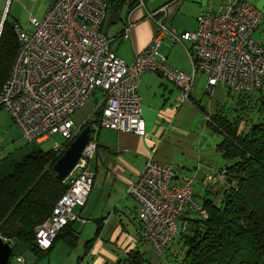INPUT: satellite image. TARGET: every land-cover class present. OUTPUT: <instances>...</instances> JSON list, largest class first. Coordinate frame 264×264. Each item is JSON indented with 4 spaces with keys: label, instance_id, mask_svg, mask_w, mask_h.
<instances>
[{
    "label": "built area",
    "instance_id": "obj_1",
    "mask_svg": "<svg viewBox=\"0 0 264 264\" xmlns=\"http://www.w3.org/2000/svg\"><path fill=\"white\" fill-rule=\"evenodd\" d=\"M135 1L136 8L145 9V19L152 22L154 34L129 64L111 51V40L102 32L106 0H54L43 19L29 17V29L14 28L18 50L0 90V108L8 112L22 138L27 143H43L60 135L63 142L55 141L51 149L60 156L81 126L90 125L81 165L68 178L67 190L50 217L34 229L35 244L41 251L49 250L69 223L84 222L74 209L85 205L92 187L89 163L97 150L96 132L107 129L144 135L138 95L144 73L164 77L180 90V100L185 103L190 102L198 75L206 77L204 92L209 95L219 85L238 96L256 94L264 87V45L254 37L264 16L250 0H209L208 8L197 19V28L181 33L168 27L172 17L168 6L181 0L152 11L145 0ZM131 27L129 24L124 30L123 38ZM166 37L171 39V47L190 42L192 48L185 49L190 72L171 67L159 52ZM95 92L101 94L100 102L81 125L75 126L73 115ZM207 119L210 121V116ZM227 173L223 169L216 178L223 181ZM175 179L170 165L149 157L126 188V194L139 206V237L158 257L187 230V225L178 223L184 212L209 217L194 197V178ZM13 263L27 264L23 256H16Z\"/></svg>",
    "mask_w": 264,
    "mask_h": 264
},
{
    "label": "crops",
    "instance_id": "obj_2",
    "mask_svg": "<svg viewBox=\"0 0 264 264\" xmlns=\"http://www.w3.org/2000/svg\"><path fill=\"white\" fill-rule=\"evenodd\" d=\"M7 1L0 0V12L4 10ZM13 1L17 4L29 2L32 9L30 14L37 19H43L54 2L11 0V3ZM106 1L108 10L102 32L111 40V51L129 64L151 41L154 26L145 19L143 9L136 8L135 4L132 6L133 0ZM208 2L209 0H199L198 5L202 7L200 13ZM178 7V4L168 6L171 19ZM124 9L125 15L122 14ZM199 15L193 30L198 26ZM129 24L132 27L127 38H123L124 30ZM23 28H29L28 22L23 23ZM167 40L168 37L162 40L159 52L167 57L171 67L190 72L191 63L185 49H191L192 45L184 44L178 50L183 53L180 61L177 59L178 55L169 60L175 46H169V40L164 44ZM200 80L198 75L197 84ZM138 95L141 99L144 135L139 137L107 129L96 132L97 150L89 163V171L93 173L92 187L85 205L74 209V213L84 222L75 221L71 224L76 237L73 247L63 241L54 243L51 252L47 253V264L51 261L55 264H128L125 260L132 251L142 254L145 264H161L160 258L158 261L147 259V254L156 255L149 244L139 237V206L134 198L126 194L128 184L143 170L149 157L158 163L170 165L177 182L194 178V197L200 203L207 198L219 203L225 180H218L216 177L226 165L222 166V154L216 149L218 144L211 134L213 130L207 117L221 114L230 118L225 109L229 99L238 107L244 103L241 102L244 97L234 95L219 85L212 95H208V101L195 87L190 102H181L180 90L176 86L159 74L150 72L141 76ZM211 176L216 179H209ZM196 215L184 212L178 219L179 225L188 227L193 219L199 218ZM76 224L81 228L76 229ZM180 237L177 235L174 238L161 258L165 260L168 256H173V262L180 259L183 253ZM178 241L181 250L175 256L174 253L180 246Z\"/></svg>",
    "mask_w": 264,
    "mask_h": 264
},
{
    "label": "trees",
    "instance_id": "obj_3",
    "mask_svg": "<svg viewBox=\"0 0 264 264\" xmlns=\"http://www.w3.org/2000/svg\"><path fill=\"white\" fill-rule=\"evenodd\" d=\"M13 23L6 15L0 31V90L18 50ZM209 124L224 135L217 150L232 163L225 167L228 173L219 203L211 198L200 203L208 219L195 218L178 234L183 253L174 264H264V121L241 131L236 120L216 114ZM58 158L36 144L16 163L6 166L7 159L0 162V236L13 247L8 264L22 256L14 253L16 246L26 245L40 255L50 253L57 241L75 245L72 223L61 230L49 250L41 251L35 244V227L50 217L69 185L68 180L60 182L53 171ZM125 261L145 264L143 255L133 251Z\"/></svg>",
    "mask_w": 264,
    "mask_h": 264
},
{
    "label": "rangeland",
    "instance_id": "obj_4",
    "mask_svg": "<svg viewBox=\"0 0 264 264\" xmlns=\"http://www.w3.org/2000/svg\"><path fill=\"white\" fill-rule=\"evenodd\" d=\"M167 1L168 0H152V1L145 0V5L149 11H152L155 8L159 7L161 4L166 3ZM250 1L258 10L262 12L264 16V0H250ZM198 3L199 0H181L178 4L179 7L173 13V18L168 23V27L176 30L178 33H181L185 30H193L194 28L192 27L195 25L196 18L201 11L200 9L202 8L201 6L198 5ZM207 8L208 5L202 10V12ZM3 9L4 10L0 12V20L7 15L8 21L14 22L13 23L14 27L19 26L23 28V23H27L29 17L33 16L32 14H30V11L32 9L29 2H21L20 4H17L15 1L11 3V0H8L6 6H4ZM142 9L145 11L144 8ZM122 12H123L122 14L125 15V9ZM254 37L259 43L264 45V19L260 28L255 32ZM168 40H169V46H171L172 41L170 38H168ZM168 40L164 41V44H167ZM184 44H190V43L184 42ZM174 46H175L174 51L171 54L169 53L170 54L169 60H172L175 56L178 55L177 59L180 61L181 60L180 55L183 53L178 50L182 49V45L176 44ZM200 77L201 80L196 85V89H198V91H200L201 94H203L202 96L208 101L209 94H206L204 92L207 79L204 75H200ZM239 96H243V95H239ZM243 97L244 98H242L241 102L243 101L244 103H242L240 106L238 107L234 106L232 104L231 98L228 101L229 104L225 106L226 113L229 115V117L231 119H235V118L237 119L236 122L238 123V126L241 131L246 129L247 126L264 121V104H262V101L264 100V87L262 92L259 91L256 94L244 95ZM100 99H101V94L99 92L93 93L89 97L87 103L77 112H75L72 120L74 121V124L76 126L81 125L84 122L83 119L85 117L87 118L89 115L92 114L97 104L100 102ZM211 129L214 131L213 128ZM213 131L211 134L214 136L215 140L217 141L216 143L217 144L221 143V141L224 140V135L219 132L216 131L213 132ZM55 141L58 143H62L63 138L60 135H55L54 137H52L51 140L43 142L41 145H39V147L43 151L51 150L53 147V143ZM34 145L36 144L27 143L22 138L19 128L12 121L8 112L3 108L0 109V162L4 159H7L6 166L16 163L20 161L29 152V149L34 147ZM222 162H223L222 166L224 165L227 166L232 163L230 161H226L225 159H222ZM75 228L79 229L81 227L76 224ZM178 244H180L179 241ZM180 250H181V244L177 252L174 253V255L177 256ZM14 253L22 254L27 264H47V254L34 255L29 251L26 245L16 246ZM146 257L147 259L153 261H158L160 258L162 259L161 264H174L173 256H168V258H166L167 260L166 259L164 260L163 258L158 256L155 257L152 254H147ZM50 264H55V263L51 261Z\"/></svg>",
    "mask_w": 264,
    "mask_h": 264
},
{
    "label": "water",
    "instance_id": "obj_5",
    "mask_svg": "<svg viewBox=\"0 0 264 264\" xmlns=\"http://www.w3.org/2000/svg\"><path fill=\"white\" fill-rule=\"evenodd\" d=\"M4 18L0 20V31L2 29ZM90 125L82 128L79 134L72 140L65 151L59 156L53 165V171L60 182L68 180L77 166L81 165L82 151L89 140ZM13 251L12 244L0 236V264H8Z\"/></svg>",
    "mask_w": 264,
    "mask_h": 264
}]
</instances>
